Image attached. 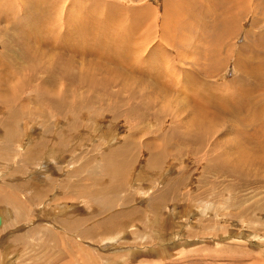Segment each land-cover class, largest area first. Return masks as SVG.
<instances>
[{
  "label": "rangeland",
  "instance_id": "obj_1",
  "mask_svg": "<svg viewBox=\"0 0 264 264\" xmlns=\"http://www.w3.org/2000/svg\"><path fill=\"white\" fill-rule=\"evenodd\" d=\"M167 1L0 0V264H264V0Z\"/></svg>",
  "mask_w": 264,
  "mask_h": 264
},
{
  "label": "bare ground",
  "instance_id": "obj_2",
  "mask_svg": "<svg viewBox=\"0 0 264 264\" xmlns=\"http://www.w3.org/2000/svg\"><path fill=\"white\" fill-rule=\"evenodd\" d=\"M179 1V0H178ZM28 2L29 1H27V4H28ZM31 3V2H30ZM172 3H174V1L173 0H168L167 1V4H166V6H171L172 5ZM177 3V2H176ZM213 3H215V4H217V6L218 7H222V9H223V12H222V14H223V16L220 14L219 15V18H218V21L219 20H221L220 22L222 23V25L224 26L227 22H228V24L231 22V24H232V22L234 21V19H235V13H234V10H235V2L233 1V0H214V2ZM228 3H229V5L231 6V7H233V9H230V8H227L228 7ZM178 5V4H177ZM182 6H184V7H182ZM181 7H180V12L179 13H181V15H179L178 14V11L175 9L176 7L175 6H173L172 8H170V11L169 12H167L166 13V16L168 15V18H170L171 16H172V18L174 17V16H176V14H178L176 17H177V19H179V21L180 22H177V24H174V22H173V25L171 26L170 24H169V19H167L168 20V22L166 21V26L164 25V28H166L167 26H168V28L166 29V31H165V33H164V29L162 30L163 31V36L162 37H164V40H166V42L168 41V44L170 43V47L172 48V46H173V48H176V47H182V44L184 45V46H186V44L187 43H189L190 41H189V37H188V35H186L187 37H185V36H183L182 35V37H181V35H180V33L181 32H179L178 31V29H182V28H186V27H189V28H191L192 27V23L194 22L195 23V21L197 22L198 21V23L200 22V19L201 18H199L198 17V12L196 11V10H200L201 9V6H200V4H198V0H183V5H182ZM30 7V6H29ZM218 7H217V9H218ZM31 9V8H30ZM193 9H194V12L195 13H193ZM196 9V10H195ZM226 9L227 10H229L230 11V13L228 14V13H226L225 11H226ZM192 10V11H191ZM184 11H186V12H188V13H185ZM173 12V13H172ZM177 12V13H176ZM210 12V11H209ZM190 13V14H189ZM190 16V18H192V20L191 21H189V22H185V23H182L183 25L181 26L180 24H181V22L183 21V20H181L180 18L181 17H187V16ZM199 19V20H198ZM188 21V20H187ZM203 21V20H202ZM223 21V22H222ZM138 22V21H137ZM142 22V21H141ZM172 22V21H171ZM140 23V22H139ZM141 24V23H140ZM196 24V23H195ZM199 25V24H198ZM142 26V25H141ZM194 27V26H193ZM192 27V28H193ZM195 27H197V26H195ZM199 27V26H198ZM176 28V29H175ZM189 28H188V30H189ZM193 30V29H192ZM195 30V29H194ZM196 30H197V28H196ZM178 32V33H177ZM171 34H173V36L171 35ZM178 36V38L176 39L175 38V36ZM264 36H262L261 38H263ZM260 38V39H261ZM163 39V38H162ZM181 39V40H180ZM187 41V42H186ZM176 42H178L179 44H176ZM181 44V45H180ZM180 45V46H179ZM98 48H100L99 46H97V48L96 49H98ZM183 48V47H182ZM178 50V49H177ZM180 52V51H179ZM176 53H177V51H176ZM181 54V53H180ZM263 58H264V55H263ZM104 64V63H103ZM261 67V66H260ZM256 67H252V66H250L248 69H250L251 71H255L256 69H255ZM255 69V70H254ZM123 98V97H122ZM246 112V107H243V112ZM199 114H201L200 112H198ZM251 113V112H250ZM250 116V114H244L243 115V118H241L240 119V123H241V126H243L244 125V127H242V130H241V132H240V134H238V136L236 137L237 139L236 140H233V141H235L236 142V144L234 145V147L235 148H238V149H250V150H252L251 149V147H250V145H252V141H254V140H256V144L255 145H253L254 146V148H255V150L257 151V152H260L261 150H264V139L261 137V136H258V134H256V132H257V130H258V121H257V118L256 117H253V118H248ZM253 116V115H252ZM257 116V115H256ZM261 118V117H260ZM263 119H264V117H262ZM197 119L198 120H196V124H198L199 123V119H200V117H197ZM261 121V120H260ZM264 122V121H263ZM263 123H261V125H262ZM253 127H252V126ZM260 125V126H261ZM264 125V124H263ZM259 126V127H260ZM30 127V126H29ZM249 127V128H248ZM32 128V127H31ZM261 129H264V128H262V127H260ZM252 129V133L251 134H249V136H248V132L247 131H249V133H250V130ZM235 130V129H234ZM238 130V129H237ZM260 130V129H259ZM261 132H262V130H260ZM264 131V130H263ZM264 133V132H263ZM248 139H251V140H248ZM232 141V142H233ZM255 142V141H254ZM231 144V143H230ZM247 144H249V146L247 145ZM232 145V144H231ZM230 146V145H229ZM254 151V150H253ZM227 152V151H226ZM224 156V155H223ZM225 157V156H224ZM230 158V157H229ZM262 159V158H261ZM264 159V158H263ZM227 161V160H226ZM225 161V162H226ZM230 162V161H229ZM232 162V161H231ZM250 163V162H249ZM226 164H228V161L226 162ZM225 164V165H226ZM232 164H234L233 162H232ZM229 166H230V168L232 167L231 165H230V163L228 164ZM238 166V165H237ZM229 168V167H228ZM233 168H236V167H233ZM227 169V168H226ZM237 171H236V173L239 171V168L237 167ZM232 170V169H231ZM231 170H229V171H231ZM235 173V172H234ZM233 174V173H232ZM236 175V174H235ZM122 235V234H121ZM171 246V245H170ZM89 256V255H88ZM85 262V261H84ZM69 263V262H68ZM92 264H93V262H92Z\"/></svg>",
  "mask_w": 264,
  "mask_h": 264
}]
</instances>
